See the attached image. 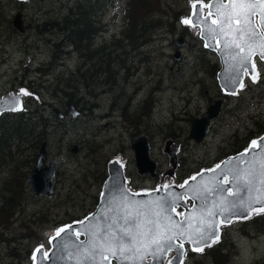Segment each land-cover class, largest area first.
<instances>
[{"label":"rangeland","instance_id":"1","mask_svg":"<svg viewBox=\"0 0 264 264\" xmlns=\"http://www.w3.org/2000/svg\"><path fill=\"white\" fill-rule=\"evenodd\" d=\"M65 1L68 0H31L24 10H19L9 0H0V97L12 91L22 92L25 106L44 97L41 108L46 114L61 124L68 120L67 133H53L48 141L50 157L58 160L55 192L51 197L38 196L26 181L13 224L7 222L10 228H1L9 240L0 237V264H34L28 249L34 251L39 245L49 249L50 238L58 229L73 218L93 212L112 157L124 160L126 184L133 191L182 185L196 172L213 168L219 160L233 154L239 146L235 140L244 139L253 130L248 145L251 144L260 136L256 122L264 125V59L255 56V78L244 76L243 87L236 94L224 95L216 79L220 66L217 54L204 47L197 26L184 23L196 3L206 13L209 0H149L159 2L160 10L153 12L152 17L160 20L151 25L149 41L142 48L126 47L130 50L128 57L122 54L121 42L116 48L103 44L112 35L116 39L121 36L127 20L125 0H115L113 5L99 10L97 16L90 17L98 22L94 25L99 29L98 37L84 50L63 48L59 32L43 25L47 19L59 15ZM19 11L25 32L13 26ZM212 18L215 20L213 14ZM179 36L184 39L181 46L175 43ZM99 45H103L104 69L107 59L115 68L112 82L102 72L91 76L85 85L81 79L86 70L94 73L93 63L98 59L96 54L91 60L88 55ZM176 50L180 51L178 59L174 58ZM71 73L76 80V87L68 89L72 95L57 92L59 95L55 96L62 78ZM71 96L83 112L75 121L67 114ZM219 98H224L219 115L204 139L195 142L188 135L191 119L201 116L209 102ZM56 109L64 111L68 118L59 117ZM138 135L145 136L151 145L149 156L157 163L155 177L137 171L131 140ZM166 139L173 140L172 148L178 156V167L172 177L163 175L170 166L164 152ZM72 144L79 145L78 153L71 152ZM91 147L95 149L92 152ZM38 152L39 148L36 151L28 148L18 160H32ZM35 162L29 161L30 172ZM4 173L7 176L8 168L0 174V182ZM3 194L0 184V197ZM185 202L188 206L192 203L189 199ZM249 217L220 225V235L203 248L195 249L183 242L185 253L181 264H212L206 251L219 244L229 246L227 264H264V231L250 225ZM172 256L169 252V264Z\"/></svg>","mask_w":264,"mask_h":264},{"label":"water","instance_id":"2","mask_svg":"<svg viewBox=\"0 0 264 264\" xmlns=\"http://www.w3.org/2000/svg\"><path fill=\"white\" fill-rule=\"evenodd\" d=\"M209 12L219 22L213 0L209 1L205 16L201 5L195 4L189 21L191 25L201 28L200 37L205 47L215 51L219 57L221 68L217 72V80L220 87L224 93L233 94L240 86L245 70L252 73L254 56L258 54L264 59V39L259 36L249 39L247 35L239 39L238 34L232 33L227 27L221 32L219 23H211L212 15L209 16ZM257 22L264 33L259 16ZM13 26L20 32L25 31L21 12L15 15ZM234 39L240 43V48L232 43ZM175 43L181 46L184 40L178 37ZM179 57L180 52L176 50L174 58ZM22 96V93L11 92L0 98V116L4 112L23 110ZM223 101L211 100L201 116L192 118L188 135L195 142L204 139L212 120L219 115ZM68 110L74 117L80 114L72 103H68ZM56 112L59 117H64L60 109H56ZM255 141L260 146L251 143L247 150L225 157L213 168L197 172L193 176L195 179H187L182 186L160 185L157 189L145 192H132L126 188L122 166L115 158L110 160L107 164L109 177L103 182L96 211L84 221L67 224L60 236L54 235L51 240L53 248L48 252L43 246L38 247L40 251L36 249L34 252L35 264H164L169 251L174 253L170 262L180 264L184 253L181 242H188L195 249L208 246L220 235V223L245 219L254 211L264 208V184L259 182L260 174L264 171L260 167L261 162H264V155L260 154L264 147V134ZM172 144V139H166L164 152L169 157L170 167L163 173L164 176H173L178 165V156ZM131 149L137 171L141 175L149 173L155 177L157 164L149 156L151 147L148 139L143 135L134 136ZM78 151V145L71 148L73 153ZM57 165V159L49 155L48 142H43L34 168L27 178V184L33 192L49 197L54 194L53 181L58 172ZM241 176L243 179L237 182L235 178ZM249 179L252 183L246 188L244 184ZM226 180L228 182L224 183ZM230 189L232 194H229ZM184 195L192 200L191 208L186 206ZM175 206L185 209L183 219L180 220L174 212ZM150 228L153 231L149 232ZM123 229H128L135 239L124 235ZM78 234L85 235L86 239L81 240ZM154 240L158 242L154 243ZM148 259L151 261L148 262Z\"/></svg>","mask_w":264,"mask_h":264},{"label":"trees","instance_id":"3","mask_svg":"<svg viewBox=\"0 0 264 264\" xmlns=\"http://www.w3.org/2000/svg\"><path fill=\"white\" fill-rule=\"evenodd\" d=\"M19 10H24L28 3L31 1L9 0ZM61 7L60 13L53 19H47L43 25H49L51 29L59 32L61 36L63 48L69 46L75 47L78 50H84L92 45L95 41L96 33L99 31L95 28L97 20H91L90 17L98 15L99 10H103L107 5L113 4L115 0H68L65 1ZM158 1L149 0H125L124 18L127 19L121 32V36L116 39L112 35L109 42V48H116L118 42H121L122 54L128 57L130 50H139L148 43L152 24L158 22L160 19L152 17L153 12L160 10ZM96 36V37H95ZM103 46V45H102ZM99 45L89 53V58L92 59L93 55H98V59L93 63L94 73L85 71L81 83L88 85L91 76L94 77L99 73L106 74L112 82V75L115 68L112 63L106 60V69H104V54L102 47ZM129 47L128 50L126 47ZM62 53L64 50L61 49ZM112 59V58H111ZM114 60V59H112ZM105 71V72H104ZM71 75L64 76L61 80V88L55 90L66 95H72L68 89L73 90L76 87V80ZM80 79L78 78L77 81ZM261 86V85H258ZM33 87V86H31ZM35 90L42 95L40 89ZM76 91H73V94ZM69 103H76L74 97L68 99ZM45 104V98L37 103L27 104L24 110L18 112H5L0 116V174L8 168V174L4 173V177L0 184H3L4 194L0 197V237L3 240H9L8 237L3 236L1 228H10L7 222L11 225L14 221V214L17 212L22 204L23 194L26 187V180L30 173L28 170L29 161L32 160L19 159V156L28 148H33L36 151L40 149L45 141H49L53 133L60 132L65 135L68 131L67 124H61V121L53 119L50 115L45 113V109L41 108ZM76 119H72L75 121ZM56 121H58L56 123ZM260 135L264 133V125L256 122ZM254 133L253 130L249 131V135L244 139H236L235 143L239 146L234 152H239L246 148L250 142V137ZM91 152L94 148H90ZM36 155V153H34ZM37 156V155H36ZM73 218L70 221L80 219ZM68 221V222H70ZM250 225L254 226L260 231H264V211L249 217ZM247 223V224H249ZM33 249H28V255H32ZM228 245H215L210 246L206 251V256L210 259L212 264H227L229 258Z\"/></svg>","mask_w":264,"mask_h":264},{"label":"snow or ice","instance_id":"4","mask_svg":"<svg viewBox=\"0 0 264 264\" xmlns=\"http://www.w3.org/2000/svg\"><path fill=\"white\" fill-rule=\"evenodd\" d=\"M213 4L216 10L217 15L220 17L219 22L216 20H212V24L219 23L220 31L224 32L225 27L231 29L232 33L238 34L239 39H243L245 35L251 39L254 36H259L261 39H264V34H262L256 26V17L259 16L261 25H264V0H213ZM213 5H209L212 7ZM212 13L209 12V16ZM184 23H190L189 20H185ZM215 31V29H213ZM237 48H240V43L237 42L236 39L232 41ZM227 46V42H226ZM264 56V53H262ZM243 59L247 60V57ZM253 146H260L257 141H252ZM261 155H264V147L261 149ZM219 167V165L217 166ZM260 167L264 170V162H261ZM260 183L264 184V171L260 174ZM195 179V177H193ZM237 182H239L243 177H236ZM252 183V180L249 179L244 184V187H248ZM264 211V208L259 209ZM139 215H144L143 213H139ZM127 222V220L125 221ZM83 223V222H81ZM148 223H155L154 221H148ZM139 227V224L136 225ZM70 227V226H69ZM124 235L132 237L134 240L135 237L128 229H123ZM149 232L153 231L151 228L148 229ZM65 232L64 228L58 229L56 235L60 236L61 233ZM123 240V236L120 238ZM171 239V237L169 238ZM154 243L158 241H153ZM198 243V241H196ZM123 251V249H121ZM40 251V249H37ZM115 255V253H113ZM35 259V256L33 257Z\"/></svg>","mask_w":264,"mask_h":264},{"label":"bare ground","instance_id":"5","mask_svg":"<svg viewBox=\"0 0 264 264\" xmlns=\"http://www.w3.org/2000/svg\"><path fill=\"white\" fill-rule=\"evenodd\" d=\"M255 71H256V65H255V63H253V73H252V75H253V78H255ZM252 75H250V76H252ZM243 86H241L240 88H242ZM117 159V158H116ZM118 160V162L122 165V166H124V164L119 160V159H117ZM177 212V211H176ZM178 215H179V213H177ZM164 264H169V260H166L165 262H164Z\"/></svg>","mask_w":264,"mask_h":264},{"label":"flooded vegetation","instance_id":"6","mask_svg":"<svg viewBox=\"0 0 264 264\" xmlns=\"http://www.w3.org/2000/svg\"><path fill=\"white\" fill-rule=\"evenodd\" d=\"M73 145V144H72ZM75 145H77V144H75ZM79 146V145H78ZM79 151H80V147H79ZM78 151V152H79ZM78 152H76V153H78ZM115 158H117V159H119L123 164H124V166H125V162H124V160L120 157V156H115ZM177 213H179V215H181V212H179V211H177Z\"/></svg>","mask_w":264,"mask_h":264}]
</instances>
